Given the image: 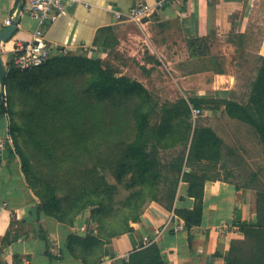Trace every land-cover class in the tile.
<instances>
[{
	"label": "crops",
	"instance_id": "0c3cea01",
	"mask_svg": "<svg viewBox=\"0 0 264 264\" xmlns=\"http://www.w3.org/2000/svg\"><path fill=\"white\" fill-rule=\"evenodd\" d=\"M141 3L152 8V15L145 23L129 21L127 14ZM26 6V0H0V32L5 19H18L17 31L0 47L6 72L16 46L31 42L42 27ZM116 12L123 16L118 19ZM44 29L53 57L100 58L125 70L132 65L133 80L151 94L170 104L185 99L192 107L201 105L203 116L224 123L235 121L221 102L240 91L245 59L264 57V0H68ZM258 31L259 45L253 48ZM7 132L8 120L2 118L0 138ZM220 167L203 161L186 168L199 173ZM228 178L207 177L200 226L188 230L183 219L151 203L131 224L132 232L104 246L100 264H123L150 243L159 245L164 264H225L230 243L242 237L235 221L255 220L257 198L247 184ZM194 206L188 183L181 182L174 208ZM83 216L74 227L47 217L27 188L18 160L6 157L0 163V258L17 264H82L67 246L71 236L89 233L77 230L82 224L91 226V219Z\"/></svg>",
	"mask_w": 264,
	"mask_h": 264
},
{
	"label": "trees",
	"instance_id": "16d2710c",
	"mask_svg": "<svg viewBox=\"0 0 264 264\" xmlns=\"http://www.w3.org/2000/svg\"><path fill=\"white\" fill-rule=\"evenodd\" d=\"M197 42L200 44L203 40ZM256 61L258 65L256 75L251 80L248 101L245 104L241 103L237 100V94L232 92L230 99L221 103L229 118L242 121L255 130L264 147V57H257ZM47 64H54L62 68L65 73L84 75L85 91L88 95L92 93L96 101H104L113 96H135L140 100V104L132 112V135L129 138H122L121 141L117 140L119 152L116 165L112 167L117 184L123 185L125 179L131 177L128 187L132 193L125 199L116 201L114 192L117 187L109 185L99 168L95 167L81 178L78 177L75 182L79 187L65 194L60 192L61 188L48 182L45 176L36 172L29 151L23 149L18 139L13 136L16 130L10 117L11 105L8 95L0 98V119L8 120V134L12 137L6 140L5 157L18 160L24 182L37 200L39 211L65 226L74 227L78 218L91 209V219L98 227V235L71 236L67 247L73 258L82 264H100L104 246L111 244L113 238L132 232L131 224L141 219L145 208L151 203L183 219L188 230L200 226L207 177L195 171H188L186 167L203 161L221 165L224 160L223 141L211 128H204L193 121L192 106L185 99L179 100L176 104L164 108L159 123L154 124L153 116L157 113V105L151 92L137 80L118 76L110 63L103 62L100 58L68 54L53 57ZM11 72L20 71L10 67L6 72L7 86ZM36 72L34 69L24 73ZM27 84L33 85L31 82ZM194 108L202 110L201 105L198 104ZM28 149L30 150L29 147ZM52 158L56 163L54 170L62 173V166L59 165L64 164L65 160L60 163L57 155ZM99 163L101 166L106 164L102 161ZM206 172L207 169L204 168L200 173L206 174ZM181 182L188 183L189 196L195 199V206L191 210L174 208ZM252 189L257 195L255 220L241 222L240 218H237L234 225L243 233L242 235H246L247 232L252 246L260 243L263 247H259L260 250L248 261H243L237 256V252L246 242L233 240L230 243L229 254L224 259L225 264H264V189L256 187ZM114 206L119 210L116 216L118 219L116 222L111 221L107 226L105 214H108ZM128 210L129 213L125 214ZM112 227H117L118 230L109 231ZM6 239L8 237L5 238V242ZM43 239L45 240L44 237ZM77 240L85 243L88 240L97 242L101 247L103 246L101 254L97 257L90 254L88 245L84 248L86 252L79 251L75 247ZM161 252V248L156 243H150L148 246L143 244L139 250L130 254L123 264H164ZM47 255H50L48 251Z\"/></svg>",
	"mask_w": 264,
	"mask_h": 264
},
{
	"label": "rangeland",
	"instance_id": "374dc122",
	"mask_svg": "<svg viewBox=\"0 0 264 264\" xmlns=\"http://www.w3.org/2000/svg\"><path fill=\"white\" fill-rule=\"evenodd\" d=\"M259 31L252 44L253 48L259 45ZM257 65L256 58L245 59L240 75L241 89L237 94V100L241 103L245 104L248 101L250 84L256 75ZM114 69L118 76H125L122 74L126 72L127 76L134 78L132 65L125 70L117 63ZM36 71L35 74L11 72L6 89L11 105L10 117L16 130L13 136L18 139L23 149L29 151L34 163L33 168L35 166L36 172L61 188L62 194L79 187L75 182L78 177L81 178L95 167L99 168L109 185L117 187V192L116 190L114 192L116 201L125 199L132 193L128 187L131 177H127L123 185L117 184L112 167L116 165L119 152L117 140L121 141L122 138H129L132 135V112L140 104V100L135 96H113L104 101H96L92 93L88 95L85 91L84 75L65 73L54 64H46ZM30 82L33 85L27 84ZM152 95L157 105V113L153 116L155 124L159 123L164 108L173 104L166 101L164 96ZM83 108L86 110H82ZM193 121L204 128H211L216 134L227 131L235 133L233 137L221 139L224 160L220 169L218 171L207 169L206 174L200 172L198 174L215 178L224 176V179L230 177L239 185L247 184L251 188L264 189V147L259 135L250 125L239 120L212 122V119L203 115ZM7 138L12 137L8 134ZM54 155H57L60 163L65 160L64 164L59 165L62 166V173L54 170L56 169V163L52 158ZM99 161L106 164L101 166ZM128 213L129 210L125 211V214ZM118 214V207L111 208L108 214H105L106 225L108 226L111 221L116 222ZM85 215L90 221L91 209ZM83 217L82 215L80 218ZM97 228L91 219L90 228L82 224L77 230L89 231L87 233L89 236H97ZM112 230L118 228L109 229ZM239 233L243 234L240 230ZM116 238H113L112 242ZM242 240L246 243L239 247L237 256L243 261H248L260 250L259 247H263L260 243L252 246L247 232L239 239ZM85 245H88V252L93 256L101 254L103 246L95 241L75 242V247L83 253L87 251L84 249Z\"/></svg>",
	"mask_w": 264,
	"mask_h": 264
},
{
	"label": "built area",
	"instance_id": "2783aa9c",
	"mask_svg": "<svg viewBox=\"0 0 264 264\" xmlns=\"http://www.w3.org/2000/svg\"><path fill=\"white\" fill-rule=\"evenodd\" d=\"M68 0H26V10L36 18L41 24V28L36 30L34 38L29 43H20L13 52V58L10 62L12 68L17 71L25 72L40 68L46 65L54 56V49L45 43L44 26L49 24L53 17L62 12ZM152 8L146 4H138L132 8L127 14V18L131 22L140 24L143 19L152 15ZM123 16L120 12H116V17L120 19ZM11 19L4 20L5 28L11 24ZM192 117L196 119L203 115V111L192 107ZM8 138H0V163L6 158V140ZM0 264H17L8 262L0 258Z\"/></svg>",
	"mask_w": 264,
	"mask_h": 264
},
{
	"label": "water",
	"instance_id": "95a60500",
	"mask_svg": "<svg viewBox=\"0 0 264 264\" xmlns=\"http://www.w3.org/2000/svg\"><path fill=\"white\" fill-rule=\"evenodd\" d=\"M23 5L20 7L19 12H21ZM148 19L145 18L142 20L143 23L147 22ZM17 26H18V19L12 20L11 24L4 28L0 32V47L1 43L7 42L17 31ZM0 85H1V90H0V98H4L7 95V85H6V71L5 67L1 61V56H0Z\"/></svg>",
	"mask_w": 264,
	"mask_h": 264
}]
</instances>
